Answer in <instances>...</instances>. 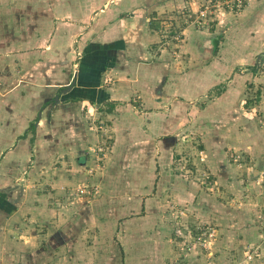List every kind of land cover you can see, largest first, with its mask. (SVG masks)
Masks as SVG:
<instances>
[{"label":"rangeland","instance_id":"obj_1","mask_svg":"<svg viewBox=\"0 0 264 264\" xmlns=\"http://www.w3.org/2000/svg\"><path fill=\"white\" fill-rule=\"evenodd\" d=\"M236 3L0 0V264H264L263 20ZM111 70L120 125L61 98Z\"/></svg>","mask_w":264,"mask_h":264},{"label":"crops","instance_id":"obj_2","mask_svg":"<svg viewBox=\"0 0 264 264\" xmlns=\"http://www.w3.org/2000/svg\"><path fill=\"white\" fill-rule=\"evenodd\" d=\"M249 4L252 5V8L255 7V5H256V8L261 11V15H262L261 17L263 20V24L261 22L260 30L258 32L256 30V35L253 37H254V39H256V44H262L263 45L264 44V0H250ZM252 8H251V10H252ZM129 17H135L133 12L128 14L127 16L121 17V19L125 22V20ZM258 18L259 17L256 16V19H257L256 21H258ZM118 23L119 24L114 25V26L118 29V36L121 38V33L125 34V30H123V27H121V20ZM257 24H258V22H257ZM152 26H153V24L148 22L147 24L143 25V27H141L140 35L142 36V33H143L142 40H146L148 37L150 39L151 35H153V34H154L152 36L154 38L153 41L158 40L157 39L158 35H156L157 31H155V29ZM125 27H126V24H125ZM253 27L255 29V26H253ZM151 31H154L155 33H152ZM146 32L148 34H146ZM145 46H146V44H145ZM257 48H259V47H257ZM150 49H151L150 47L146 46L144 53H141L142 51L138 52L141 55H143V58L140 56V54H138L137 55L138 57H136V58L137 59H147L148 57L151 56L150 60L152 59V57H154V59H157L158 56H160V54L159 55H158V53L154 54L150 51ZM118 55L121 57V51L118 53ZM120 60H121V58H120ZM152 61L154 62L155 60L152 59ZM129 63L131 65L128 67H131L134 65L133 62H129ZM144 65H145V63H144ZM139 66H140V63H139ZM144 67H146V66H140L137 70L138 77L141 78V79H139V82L141 85H143L141 87H143L145 89V91L140 92V95H143V93H146V92L150 93V94L149 95L147 94L148 95L147 98H143L144 103H142V102L140 103L142 108H140L141 109L140 111L137 110V112H143V114L145 116H150L151 119L149 120V122L146 121V122H148V124L147 123L146 124L149 125V127L152 130L153 129L152 127H154L152 122L155 120V118H157V116L160 115V117L162 119H165V121H166L167 120V118H166L167 114L164 113V111H158V112L153 111V109L155 110L156 107L161 108V104H158L159 101L156 99L158 97L157 91H154L155 93L152 94V90H151V88H149L148 84H154L156 82L155 80H156L157 76L155 75L153 68H149V71L145 72ZM117 68L120 71H116V72H121V62L119 63V66H117ZM130 69H132V68H130ZM113 71L114 70H111L108 74V75L111 74L112 77H114V79H115V82H112L110 85H101L100 84L101 87L96 86L95 88L94 87L91 88L90 86L87 85L88 87H86L84 89L80 87L81 85H78V86H75L72 88H67V89L64 88L63 89L64 93L61 94V98L65 99V100L72 98V97H74L75 99L77 98L76 101H78V102H76V101L73 102L75 104L81 103L82 105H86L87 102H89V104H91L92 108H95L100 112L105 111L108 116L109 115L115 116L116 117V124L120 125L121 124V107L123 106L124 109H128V107L131 105V103L128 100H125V104L123 102H124V97L128 96L127 97V99H128L130 97L129 94L133 93V92H130V90L127 88L128 85H131L132 79L129 78L128 75L122 76L121 73L114 74ZM148 73H149L150 78H147ZM87 78H88V76H87ZM94 78H96V77H94ZM75 88L79 92H73L72 93V90L74 91ZM110 101L115 102V105L111 111H107L108 106H107L106 102H110ZM89 106L86 105L84 107L87 108L89 111ZM146 108H148L150 110L144 111ZM77 112H79V111L77 110ZM157 113H159V114H157ZM139 117L141 118L142 116H139ZM151 120H153V121H151ZM147 133L149 134V133H151V131H147Z\"/></svg>","mask_w":264,"mask_h":264},{"label":"trees","instance_id":"obj_3","mask_svg":"<svg viewBox=\"0 0 264 264\" xmlns=\"http://www.w3.org/2000/svg\"><path fill=\"white\" fill-rule=\"evenodd\" d=\"M214 50H216V46H215ZM106 103H108L107 111H111L114 108L115 102L110 101V102H106ZM31 125H33V123H31ZM30 142L32 144V142H33L32 138H31Z\"/></svg>","mask_w":264,"mask_h":264},{"label":"built area","instance_id":"obj_4","mask_svg":"<svg viewBox=\"0 0 264 264\" xmlns=\"http://www.w3.org/2000/svg\"><path fill=\"white\" fill-rule=\"evenodd\" d=\"M242 0H237V3L235 4L236 6H239Z\"/></svg>","mask_w":264,"mask_h":264}]
</instances>
